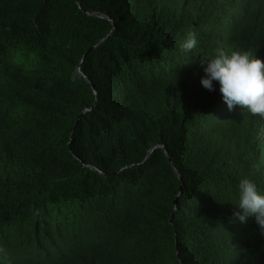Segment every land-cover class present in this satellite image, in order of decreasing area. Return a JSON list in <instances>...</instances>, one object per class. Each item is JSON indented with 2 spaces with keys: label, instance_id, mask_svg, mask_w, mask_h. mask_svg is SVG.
<instances>
[{
  "label": "trees",
  "instance_id": "1",
  "mask_svg": "<svg viewBox=\"0 0 264 264\" xmlns=\"http://www.w3.org/2000/svg\"><path fill=\"white\" fill-rule=\"evenodd\" d=\"M221 50L264 61V0H0V261L264 264L233 219L264 117L202 87Z\"/></svg>",
  "mask_w": 264,
  "mask_h": 264
},
{
  "label": "clouds",
  "instance_id": "2",
  "mask_svg": "<svg viewBox=\"0 0 264 264\" xmlns=\"http://www.w3.org/2000/svg\"><path fill=\"white\" fill-rule=\"evenodd\" d=\"M197 44V35L189 33L182 50L190 52ZM200 64L205 74L200 80L202 87L211 92L218 84L228 111L238 106L253 116L264 117V61L247 52L228 54L221 50L211 58L201 60ZM235 191V206L239 211L234 212L233 219L243 224L248 218H254L260 234L264 235V190L258 188L252 179L243 178Z\"/></svg>",
  "mask_w": 264,
  "mask_h": 264
},
{
  "label": "water",
  "instance_id": "3",
  "mask_svg": "<svg viewBox=\"0 0 264 264\" xmlns=\"http://www.w3.org/2000/svg\"><path fill=\"white\" fill-rule=\"evenodd\" d=\"M103 43V42H102ZM102 43H100V44H98V45H101ZM93 50V49H92ZM183 188L184 187H182L181 189H180V192H182L183 191ZM178 199H179V197L175 200V204L177 205L178 204Z\"/></svg>",
  "mask_w": 264,
  "mask_h": 264
}]
</instances>
